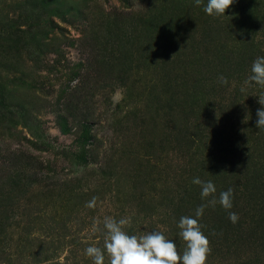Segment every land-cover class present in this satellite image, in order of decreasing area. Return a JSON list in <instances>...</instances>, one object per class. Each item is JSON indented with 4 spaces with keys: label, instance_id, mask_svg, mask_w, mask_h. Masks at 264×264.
I'll return each instance as SVG.
<instances>
[{
    "label": "rangeland",
    "instance_id": "374dc122",
    "mask_svg": "<svg viewBox=\"0 0 264 264\" xmlns=\"http://www.w3.org/2000/svg\"><path fill=\"white\" fill-rule=\"evenodd\" d=\"M206 3L0 0V203L17 206L0 217V264H92L85 249L103 247L93 225L106 216L151 232L168 182L191 168L175 141L185 119L198 156L232 139L251 147L232 124L261 108L264 88L244 81L264 56V0L219 17Z\"/></svg>",
    "mask_w": 264,
    "mask_h": 264
},
{
    "label": "trees",
    "instance_id": "16d2710c",
    "mask_svg": "<svg viewBox=\"0 0 264 264\" xmlns=\"http://www.w3.org/2000/svg\"><path fill=\"white\" fill-rule=\"evenodd\" d=\"M256 108L246 114L241 123L232 124V128L238 129L239 133L240 128H243V136L240 138L242 142L245 138L246 143L251 145L248 149L240 150L237 143L239 139H232L223 142L226 145L223 150L201 157L196 152L192 153L198 150L201 141L196 143L197 138H194L196 135L188 134V126L184 124L187 119L183 123L182 132L178 126L175 127L177 131L175 141L180 147L178 149L186 151L184 156L181 155V161L191 168L180 175L176 182L174 179L168 182L165 203L157 205L163 209V212L155 215L162 219L155 221L152 231H162L166 237L173 231L177 235L175 237L179 236L177 224L180 218L194 215L195 209L204 203L200 197V187L192 183L194 178L199 177L203 181H208L210 177L212 180L214 178L215 181L212 182L217 189V197L220 192L232 188L234 190L233 207L230 211L238 214V222L232 223L228 218V212L219 204L206 208L199 220L204 225L202 231L210 241L211 252L207 258V264H264V130L256 127ZM225 154L231 156L233 161L224 163L217 161L219 165L210 166L212 172L206 174L203 170L204 160L207 158V160L212 158L219 160ZM231 167L232 170H230ZM238 202L247 204V212L237 209V206L242 205ZM14 204L11 201L0 203V217L7 218L14 215L13 212L17 207ZM157 206L150 207L154 210ZM18 208H20L19 205ZM190 212L193 214L191 215ZM154 213L152 212L153 215ZM137 227L139 228L137 232L140 233V227L138 225ZM177 246L182 253L185 245L181 238ZM236 247L247 248L246 254L219 257Z\"/></svg>",
    "mask_w": 264,
    "mask_h": 264
},
{
    "label": "clouds",
    "instance_id": "9594fccd",
    "mask_svg": "<svg viewBox=\"0 0 264 264\" xmlns=\"http://www.w3.org/2000/svg\"><path fill=\"white\" fill-rule=\"evenodd\" d=\"M196 6H200L203 0H194ZM236 0H207L204 5V12L209 16H225L226 11L232 7ZM219 82L228 84L224 76L219 77ZM246 86L253 84L264 88V56L257 57L250 68V75L244 81ZM246 91L245 87L241 92ZM258 97L261 105L256 112V127L264 130V92ZM193 184L200 187L201 203L192 216H182L177 224L179 237L184 242V250H178L177 243L169 239L162 231L155 230L141 235L130 234L125 227L131 223L129 218L119 220L113 217H104L101 221H94L93 230L102 231L103 247L90 245L85 249V255L92 260V264H105V256L108 257V264H207L208 255L211 252L210 241L202 231L204 225L199 220L208 207H215L217 204L228 212V218L232 223L238 222V214L230 211L233 207L234 190L229 188L222 191L217 197V189L211 180L203 181L196 177ZM97 198L93 197L86 207L94 208Z\"/></svg>",
    "mask_w": 264,
    "mask_h": 264
}]
</instances>
